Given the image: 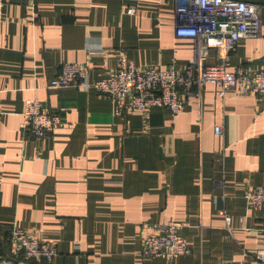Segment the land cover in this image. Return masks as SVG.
<instances>
[{"label":"crops","instance_id":"0c3cea01","mask_svg":"<svg viewBox=\"0 0 264 264\" xmlns=\"http://www.w3.org/2000/svg\"><path fill=\"white\" fill-rule=\"evenodd\" d=\"M247 1L261 6V33L236 42L228 70L264 69V0ZM3 2L0 256L15 227L57 246L50 263L23 264H263L264 222L244 195L264 183V95L207 83L177 114L118 113L91 84L50 85L63 63L87 65L90 83L109 76L121 49L137 67L186 66L195 41L175 35L176 0ZM32 98L62 121L41 138L20 127ZM168 220L190 253L142 255V235Z\"/></svg>","mask_w":264,"mask_h":264},{"label":"built area","instance_id":"2783aa9c","mask_svg":"<svg viewBox=\"0 0 264 264\" xmlns=\"http://www.w3.org/2000/svg\"><path fill=\"white\" fill-rule=\"evenodd\" d=\"M3 4L0 0V20ZM126 11L134 13L135 8L129 7ZM174 25L176 36L195 41L192 60L183 68H178L174 62L137 67L127 60L121 49L116 67L109 76L90 83L87 65L63 63L50 85L62 87L74 82L86 90L91 84L114 102L118 113L162 107L177 114L184 109L188 97L201 100L202 89L207 83L218 87L219 96L230 87L238 92L264 95V69L252 70L245 66L227 69L236 42L240 38L260 35V4L247 0H176ZM207 48H213L216 53V62L212 65L204 63ZM61 123L59 114L44 107L38 99L25 101L20 127L33 137L41 138ZM214 131L222 134V127L216 125ZM244 197L264 222V183L250 186ZM180 230L181 224L174 220L152 227L141 237L142 255L174 259L190 253ZM261 230L264 233V226ZM8 241L10 253L0 256V264H23L32 260L50 263L57 254L54 241L19 228H10ZM255 256L264 264V249L257 250Z\"/></svg>","mask_w":264,"mask_h":264}]
</instances>
